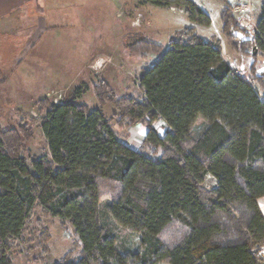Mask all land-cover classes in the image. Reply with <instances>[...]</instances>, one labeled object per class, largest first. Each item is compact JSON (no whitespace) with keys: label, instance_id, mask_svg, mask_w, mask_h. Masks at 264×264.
<instances>
[{"label":"trees","instance_id":"1","mask_svg":"<svg viewBox=\"0 0 264 264\" xmlns=\"http://www.w3.org/2000/svg\"><path fill=\"white\" fill-rule=\"evenodd\" d=\"M142 1L184 9L196 24L212 22L193 0ZM219 1L223 35L251 57L250 77L232 69L219 42L189 25L169 46L146 38L128 43L132 53L158 55L140 77L143 99L117 96L100 79L93 85L100 107L76 99L51 104L41 122L49 154L29 162L22 151L32 126H0V264H14L15 241L36 207L68 220L81 242L80 256L54 264H264V96L255 87L264 91L256 68L264 54V3L256 34L241 40L234 6ZM1 75L0 67L3 82ZM82 94L78 88L76 97ZM107 104L116 110L110 117ZM200 119L208 125L195 136ZM138 123L147 128L141 148L114 129ZM210 175L216 183L208 187ZM116 225L126 236L139 234L138 250L120 248ZM42 234L36 264L49 254L51 236Z\"/></svg>","mask_w":264,"mask_h":264},{"label":"rangeland","instance_id":"2","mask_svg":"<svg viewBox=\"0 0 264 264\" xmlns=\"http://www.w3.org/2000/svg\"><path fill=\"white\" fill-rule=\"evenodd\" d=\"M210 17L209 26L196 24L179 7H158L142 0H23L10 11L1 9L0 19V126H32L34 137L26 141L22 154L29 162L34 157L49 154L48 141L41 128L42 119L53 103L76 99L93 108L100 107L93 85L106 80L117 96L143 99L139 87L143 72L157 59L153 52L132 53L128 43L146 38L169 46L173 35L191 25L206 41L221 42L224 58L234 71L246 78L251 74V57L237 53L222 32L219 0H193ZM233 6L245 0H229ZM236 2V3H234ZM264 0H251L250 30L238 33L241 40L256 34L257 17ZM257 69L264 75V54H257ZM263 98L264 91L255 83ZM83 94L76 97V90ZM45 107V108H44ZM115 107L107 104L104 112L110 117ZM139 124V123H138ZM136 124L122 128L114 124L121 140L135 148L143 147L146 127ZM138 125V126H137ZM207 123L199 120L193 132L200 136ZM134 127V128H133ZM164 132V121L158 123ZM208 176L206 185H215ZM109 220V216H104ZM103 219V221H106ZM111 219V218H110ZM123 250H138L140 236L132 232L126 236L116 225L113 228ZM50 234L49 254L43 264H54L67 255L80 256L82 246L72 224L45 213L36 207L21 237L11 252L15 264H36L42 256V233Z\"/></svg>","mask_w":264,"mask_h":264},{"label":"built area","instance_id":"3","mask_svg":"<svg viewBox=\"0 0 264 264\" xmlns=\"http://www.w3.org/2000/svg\"><path fill=\"white\" fill-rule=\"evenodd\" d=\"M249 11L251 12V0L242 1V2H240L234 6L233 12L236 14V16L238 18V24L241 28L240 30L234 31L235 35H237L238 33H242L245 35L247 33L246 30L247 29L250 30L251 19H250V15L248 13ZM244 31H245V33H244ZM259 254L264 258V244L259 246Z\"/></svg>","mask_w":264,"mask_h":264},{"label":"crops","instance_id":"4","mask_svg":"<svg viewBox=\"0 0 264 264\" xmlns=\"http://www.w3.org/2000/svg\"><path fill=\"white\" fill-rule=\"evenodd\" d=\"M22 4V3H26V2H23V0H0V19H1V17L2 16H5V15H1V9L2 8H5L3 11H10V10H12L13 8H15L18 4ZM234 3H236V2H234ZM233 5V4H232ZM16 9V8H15ZM224 36V35H223ZM226 39V38H225ZM227 40V39H226ZM228 42V41H227ZM229 43V42H228ZM220 45H221V42H220ZM229 45H230V43H229ZM231 46V45H230ZM221 47H222V45H221ZM232 47V46H231ZM223 49V48H222ZM234 50V49H233ZM235 51V50H234ZM236 52V51H235ZM237 53H239V52H237ZM139 125V124H138ZM137 125V126H138ZM134 128V127H133ZM146 132H147V128H146V130H145V134H146ZM258 203H259V205H260V208H261V210H262V212H263V214H264V197H261V198H259V200H258ZM13 262H14V264H15V261L13 260Z\"/></svg>","mask_w":264,"mask_h":264}]
</instances>
